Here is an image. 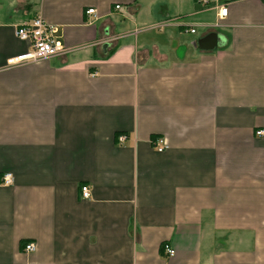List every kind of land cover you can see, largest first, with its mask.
Wrapping results in <instances>:
<instances>
[{
	"label": "crops",
	"instance_id": "crops-1",
	"mask_svg": "<svg viewBox=\"0 0 264 264\" xmlns=\"http://www.w3.org/2000/svg\"><path fill=\"white\" fill-rule=\"evenodd\" d=\"M0 264H264V0H0Z\"/></svg>",
	"mask_w": 264,
	"mask_h": 264
},
{
	"label": "built area",
	"instance_id": "built-area-1",
	"mask_svg": "<svg viewBox=\"0 0 264 264\" xmlns=\"http://www.w3.org/2000/svg\"><path fill=\"white\" fill-rule=\"evenodd\" d=\"M120 6L116 5L114 10L117 11ZM86 16L95 15L93 9L86 10L84 13ZM227 15V9L225 6H220L217 12V18L223 20ZM191 34L195 33V30L189 31ZM15 36L18 40L29 44L30 50L21 56L8 60V66L21 65L32 62H38L49 58L56 57L63 54L65 48L61 44L57 36V28L51 24H48L41 16H36L30 22L21 24L15 28ZM257 136L263 135V132H257ZM126 137L120 135L117 137V141L123 144ZM151 145L157 153L164 152L168 147L163 138L156 137L151 140ZM13 179L11 175L6 174L3 176V185L11 186ZM80 194L82 199H89L90 191L86 186H81ZM26 253H32L35 251V246L32 243L26 244L23 249ZM162 250L168 257H172L175 251L164 245Z\"/></svg>",
	"mask_w": 264,
	"mask_h": 264
},
{
	"label": "water",
	"instance_id": "water-1",
	"mask_svg": "<svg viewBox=\"0 0 264 264\" xmlns=\"http://www.w3.org/2000/svg\"><path fill=\"white\" fill-rule=\"evenodd\" d=\"M217 37L214 33L209 34L205 38L198 41V47L201 50L209 51L215 48Z\"/></svg>",
	"mask_w": 264,
	"mask_h": 264
},
{
	"label": "rangeland",
	"instance_id": "rangeland-1",
	"mask_svg": "<svg viewBox=\"0 0 264 264\" xmlns=\"http://www.w3.org/2000/svg\"><path fill=\"white\" fill-rule=\"evenodd\" d=\"M158 30H156V32H157ZM197 33H198V31H197Z\"/></svg>",
	"mask_w": 264,
	"mask_h": 264
},
{
	"label": "trees",
	"instance_id": "trees-1",
	"mask_svg": "<svg viewBox=\"0 0 264 264\" xmlns=\"http://www.w3.org/2000/svg\"><path fill=\"white\" fill-rule=\"evenodd\" d=\"M23 245H24V244H23ZM23 245H22V246H23ZM24 246H25V245H24Z\"/></svg>",
	"mask_w": 264,
	"mask_h": 264
}]
</instances>
